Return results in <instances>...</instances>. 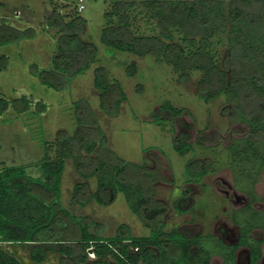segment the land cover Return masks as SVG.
<instances>
[{
    "label": "rangeland",
    "instance_id": "rangeland-1",
    "mask_svg": "<svg viewBox=\"0 0 264 264\" xmlns=\"http://www.w3.org/2000/svg\"><path fill=\"white\" fill-rule=\"evenodd\" d=\"M109 1L83 0L84 8L78 11V0H0V27L3 20L23 35L19 40L0 43V56L7 59L5 67L0 69V98L10 101L25 96L30 102L27 111L16 112L9 106L0 118L3 165H21L28 174L39 176L35 165L46 153V143L51 147L48 156L54 157L58 131L71 136L76 129L75 105L79 103V115L91 112L86 131L94 143L90 153L80 151L78 159L82 171H89L93 159L110 157L101 148L102 139L105 140L107 150L132 164L124 177L139 181L149 196L147 207L159 211L152 219L142 220L122 193H117L107 205L90 201L80 206L72 200L74 185L86 183L81 193L83 199L86 189L91 192L96 189V176L84 178L69 157L65 159L60 177L61 204L77 218L90 221V231L111 237L123 225L132 236L143 237L150 234L155 222H163L164 230L176 227L200 232L203 244L209 248L215 247L219 238L227 243L235 242L240 226L249 227L252 238L260 237L264 230V169L243 159V154L236 150L239 140H234L229 155L226 148L231 139L248 129L237 120L244 107L236 109V101L223 94L208 102L201 100L196 91L204 76L202 71L189 70L188 79L183 81L169 63L163 59L155 61L153 54L139 57L102 44L100 30ZM224 1L227 10L230 0ZM53 8L65 21L74 15L73 11H78L85 19V27L78 37L96 47V57L90 67L68 80L61 90L42 84L36 73V70L51 69V57L58 53L56 41L60 32L47 22ZM259 16L264 21V5ZM129 18L132 31L158 33L155 21L147 20L140 5L131 10ZM112 21L116 23L115 18ZM225 31L212 39L211 52L219 61L228 49L229 23ZM179 38L180 35L174 33V40ZM130 64L136 67L134 75L126 72ZM98 66L105 70L106 82H119L125 94L115 115L100 106V90L93 85ZM238 68L248 73L251 65L241 59ZM115 96V92L105 96L107 107ZM36 101L44 103L42 112L35 111ZM165 102L182 109L180 114L173 116L162 108ZM174 145H181V149H174ZM254 146L259 148L261 144ZM190 161L191 164L198 161L205 168L200 180L186 175L185 167ZM63 220L66 225L63 233L75 239V226L66 218ZM209 235L213 237L207 238ZM261 246L263 255L258 264H264V244ZM2 247L24 264H58L60 261L56 251H48L43 262L35 263L28 257V246L3 244ZM235 258L236 264H248V249L239 247ZM210 264H222L221 257L212 255Z\"/></svg>",
    "mask_w": 264,
    "mask_h": 264
},
{
    "label": "trees",
    "instance_id": "trees-1",
    "mask_svg": "<svg viewBox=\"0 0 264 264\" xmlns=\"http://www.w3.org/2000/svg\"><path fill=\"white\" fill-rule=\"evenodd\" d=\"M109 2V10L103 13L104 26L100 30L102 44L139 57L153 54L155 61L163 59L169 63L183 81L188 79L189 70L202 71L204 76L196 91L201 100L208 102L223 94L231 101H236V109L244 107V112H239L237 120L248 129L227 144L228 155L232 152L234 140H239L236 150L243 154V159L264 169V21L259 16L264 0H230L227 10L224 0ZM137 5L146 12L147 20L155 21L157 34L131 30L129 14ZM73 13L65 21L63 15L53 8L47 22L49 27L60 32L56 41L58 53L51 57V69L36 70L37 67H34L40 82L55 90L63 89L68 80L84 73L96 57L95 45L78 37V33L85 27V19L78 15V11ZM227 23L228 49L222 61H219L211 52L212 39L226 32ZM1 26L0 43L22 38V33L5 21H1ZM174 33L180 35L177 41L174 40ZM241 59L249 61L251 68L248 73L239 70ZM6 60L5 56H0V69L5 67ZM126 72L134 75L136 67L130 64ZM93 85L100 90L101 108L108 114H117L120 102L125 99L119 82L108 84L105 70L98 66L94 71ZM112 92L116 96L111 107H107L104 99ZM9 106L22 113L29 109L30 102L25 96L10 101L0 98V114ZM75 107L76 129L71 136L63 130L58 131L54 142V157L48 156L51 147L46 143V153L40 163L35 165L40 172L39 176L28 174L21 165H6L0 169V264H24L7 252L3 244L28 246V257L35 263L43 262L48 251H56L60 256L58 264H210L214 254L221 257L222 264H236L235 252L242 246L249 251V264L258 263L262 255L264 230L260 238H252L249 227L244 226L239 227L236 243L226 244L216 239V246L210 248L203 244L200 232L176 227L164 230L163 222L159 221L150 229V234L143 237L132 236L123 225L111 237L90 231V221L77 218L61 204L60 177L65 159L69 157L84 178L96 176V189L92 192L86 189L83 199L81 193L86 183L74 185L72 200L80 206L90 201L107 205L117 193H122L130 208L142 220L152 219L159 211L147 207L149 196L139 181L124 177L128 172L127 167L132 164L107 150L105 140L102 139L101 148L113 158H95L89 171H82L78 159L81 149L88 153L94 149V143L86 131L91 112L79 115V103ZM34 108L42 112L45 105L36 101ZM162 108L173 116L182 110L168 102ZM258 143L261 144L259 148L254 146ZM174 149L180 150L181 145H174ZM185 171L188 177L198 180L205 174V168L198 161L187 163ZM64 218L75 226V239H69L63 233L66 228ZM209 237L211 239L213 236ZM89 249L93 257L88 256Z\"/></svg>",
    "mask_w": 264,
    "mask_h": 264
},
{
    "label": "built area",
    "instance_id": "built-area-1",
    "mask_svg": "<svg viewBox=\"0 0 264 264\" xmlns=\"http://www.w3.org/2000/svg\"><path fill=\"white\" fill-rule=\"evenodd\" d=\"M83 0H78L77 2V10L78 11H81L83 8H84V5L82 4ZM134 250H137V248H134ZM88 253L90 254V257H93V254L92 252H89Z\"/></svg>",
    "mask_w": 264,
    "mask_h": 264
},
{
    "label": "flooded vegetation",
    "instance_id": "flooded-vegetation-1",
    "mask_svg": "<svg viewBox=\"0 0 264 264\" xmlns=\"http://www.w3.org/2000/svg\"><path fill=\"white\" fill-rule=\"evenodd\" d=\"M255 231V230H254ZM262 235H263V233H262ZM261 235V236H262ZM238 236H239V234H238ZM260 236V237H261ZM260 237H256V238H260ZM220 239V238H219ZM220 240H222V239H220ZM237 240H238V237H237ZM237 240L235 241V242H229V243H227V242H225L224 240H222L224 243H226V244H234V243H236L237 242ZM262 244H264V242L262 243ZM243 247V246H242ZM246 248V247H245ZM261 252H262V246H261ZM263 255V254H262ZM262 255H261V257H262ZM261 259V258H260ZM259 259V260H260ZM235 262H236V260H235ZM259 262V261H258ZM248 264H249V251H248ZM258 264V263H257Z\"/></svg>",
    "mask_w": 264,
    "mask_h": 264
},
{
    "label": "crops",
    "instance_id": "crops-1",
    "mask_svg": "<svg viewBox=\"0 0 264 264\" xmlns=\"http://www.w3.org/2000/svg\"><path fill=\"white\" fill-rule=\"evenodd\" d=\"M8 25H9V24H8ZM10 26H12V25H10ZM12 27L16 28L14 25H13ZM16 29H17V28H16ZM6 110H7V109H6ZM6 110H5V111H6ZM5 111H4L2 114H0V118H1V116L5 113ZM0 147H1V146H0ZM3 163H4V162H3V161L1 160V158H0V169L4 166ZM2 165H3V166H2ZM7 166H8V165H7ZM14 166H18V165H14Z\"/></svg>",
    "mask_w": 264,
    "mask_h": 264
},
{
    "label": "water",
    "instance_id": "water-1",
    "mask_svg": "<svg viewBox=\"0 0 264 264\" xmlns=\"http://www.w3.org/2000/svg\"><path fill=\"white\" fill-rule=\"evenodd\" d=\"M88 251H89V252H92V250H91V249H89Z\"/></svg>",
    "mask_w": 264,
    "mask_h": 264
}]
</instances>
